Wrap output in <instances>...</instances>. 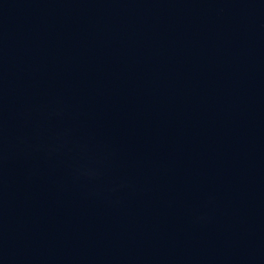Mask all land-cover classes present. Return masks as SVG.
<instances>
[{
  "label": "water",
  "instance_id": "1",
  "mask_svg": "<svg viewBox=\"0 0 264 264\" xmlns=\"http://www.w3.org/2000/svg\"><path fill=\"white\" fill-rule=\"evenodd\" d=\"M0 264H264V0H0Z\"/></svg>",
  "mask_w": 264,
  "mask_h": 264
}]
</instances>
